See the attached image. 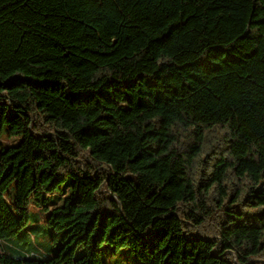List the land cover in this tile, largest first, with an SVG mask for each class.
<instances>
[{
	"label": "trees",
	"instance_id": "obj_1",
	"mask_svg": "<svg viewBox=\"0 0 264 264\" xmlns=\"http://www.w3.org/2000/svg\"><path fill=\"white\" fill-rule=\"evenodd\" d=\"M4 132L0 264H264V0H0ZM66 176L57 253L4 245Z\"/></svg>",
	"mask_w": 264,
	"mask_h": 264
},
{
	"label": "rangeland",
	"instance_id": "obj_2",
	"mask_svg": "<svg viewBox=\"0 0 264 264\" xmlns=\"http://www.w3.org/2000/svg\"><path fill=\"white\" fill-rule=\"evenodd\" d=\"M3 147L15 145L18 138H6L5 132L0 134ZM72 179L66 176L52 192H44L39 196L31 195L29 200V216L26 223L18 229L15 234L3 241L22 251V253H35L37 255L49 256L57 253L64 242L65 229L56 230L47 226L46 221L50 209L63 203L64 197L71 191ZM11 198L15 194V184L8 189ZM8 197H0V227L7 223L17 221L14 210L7 208ZM83 254L81 245L74 250V258ZM99 254L104 264H139L136 254L129 247L114 248L108 243H102Z\"/></svg>",
	"mask_w": 264,
	"mask_h": 264
}]
</instances>
